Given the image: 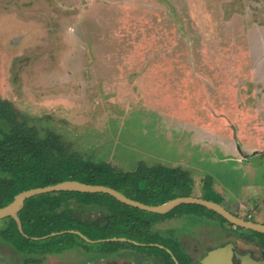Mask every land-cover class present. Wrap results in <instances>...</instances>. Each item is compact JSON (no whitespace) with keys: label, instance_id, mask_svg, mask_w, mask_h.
I'll return each instance as SVG.
<instances>
[{"label":"rangeland","instance_id":"374dc122","mask_svg":"<svg viewBox=\"0 0 264 264\" xmlns=\"http://www.w3.org/2000/svg\"><path fill=\"white\" fill-rule=\"evenodd\" d=\"M0 99L70 153L178 168L183 195L264 224V0H0ZM190 211L211 215L145 217Z\"/></svg>","mask_w":264,"mask_h":264},{"label":"trees","instance_id":"16d2710c","mask_svg":"<svg viewBox=\"0 0 264 264\" xmlns=\"http://www.w3.org/2000/svg\"><path fill=\"white\" fill-rule=\"evenodd\" d=\"M0 124L6 126V131L0 128V208L23 191L65 181L108 187L147 206L189 197L182 194L192 184L187 172L160 165L148 167L143 162L134 171L125 172L92 156L70 153L58 135L39 136L2 99ZM93 208L99 209L102 216L95 222L84 219V214ZM146 214L156 215L121 204L104 194L49 193L24 202L17 214L20 229L14 219H3L6 226L0 230V243L15 256L25 253L28 258L35 251L109 254L116 247L132 246L114 239L130 238L127 235L130 227L134 228V236L142 234L149 223ZM47 236L53 237L52 242L41 239Z\"/></svg>","mask_w":264,"mask_h":264},{"label":"flooded vegetation","instance_id":"af4514ba","mask_svg":"<svg viewBox=\"0 0 264 264\" xmlns=\"http://www.w3.org/2000/svg\"><path fill=\"white\" fill-rule=\"evenodd\" d=\"M213 213L211 215L218 217L219 222L215 220L216 217L193 211L150 221L142 232L146 242L132 238L136 236L133 235L134 228L130 227V238L116 237L114 241L129 242L132 246L116 247L109 254L103 251L65 250L35 251L29 258L25 253H20L15 257L21 264H48L50 258L56 260V264H204L205 258H208L205 264H264V235L256 232L253 233L258 235L245 234L242 229ZM241 219L251 221L250 217ZM189 221H198V228L188 234L180 233V226H176V223ZM72 254L80 255L82 260L71 263L68 257Z\"/></svg>","mask_w":264,"mask_h":264},{"label":"water","instance_id":"95a60500","mask_svg":"<svg viewBox=\"0 0 264 264\" xmlns=\"http://www.w3.org/2000/svg\"><path fill=\"white\" fill-rule=\"evenodd\" d=\"M58 192H75L81 194H104L114 198L116 201L126 206L157 215H165L171 210H173L175 207L180 205H197L216 213L218 216L226 220L234 227L264 235V225L238 218L230 214L222 206L218 205L215 202L206 201L194 197H180V198L172 199L158 206H147L142 203L130 200L124 195L120 194L119 192L111 188L104 186H97V185H86L76 181H65L52 186L31 189L17 194L10 204L0 208V220L12 218L16 221L20 229V224L17 218V214L23 208L24 202L26 200L39 195L58 193ZM53 235L55 234H51L50 236ZM45 238L47 237H43L42 239ZM214 251H220V250H214ZM205 259L208 260V258ZM206 260L204 261V264L206 263Z\"/></svg>","mask_w":264,"mask_h":264},{"label":"crops","instance_id":"0c3cea01","mask_svg":"<svg viewBox=\"0 0 264 264\" xmlns=\"http://www.w3.org/2000/svg\"><path fill=\"white\" fill-rule=\"evenodd\" d=\"M253 136V135H252ZM256 136H257V134H256ZM255 137V136H254ZM248 217H250V216H248ZM8 259H7V256H5V255H1L0 256V262H2V261H7ZM3 264H7V263H4L3 262Z\"/></svg>","mask_w":264,"mask_h":264}]
</instances>
